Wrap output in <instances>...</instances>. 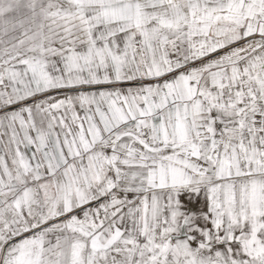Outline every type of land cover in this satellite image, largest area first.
Listing matches in <instances>:
<instances>
[{"label": "snow or ice", "instance_id": "obj_1", "mask_svg": "<svg viewBox=\"0 0 264 264\" xmlns=\"http://www.w3.org/2000/svg\"><path fill=\"white\" fill-rule=\"evenodd\" d=\"M0 264H264V0H0Z\"/></svg>", "mask_w": 264, "mask_h": 264}]
</instances>
